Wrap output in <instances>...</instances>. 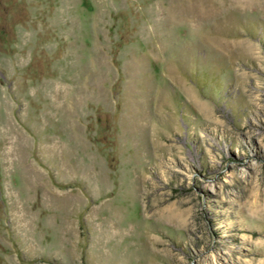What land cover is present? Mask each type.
<instances>
[{
	"label": "rangeland",
	"instance_id": "rangeland-1",
	"mask_svg": "<svg viewBox=\"0 0 264 264\" xmlns=\"http://www.w3.org/2000/svg\"><path fill=\"white\" fill-rule=\"evenodd\" d=\"M0 264H264V0H0Z\"/></svg>",
	"mask_w": 264,
	"mask_h": 264
}]
</instances>
